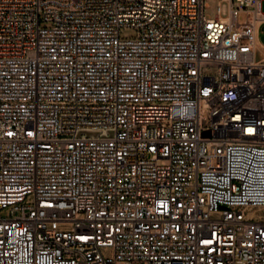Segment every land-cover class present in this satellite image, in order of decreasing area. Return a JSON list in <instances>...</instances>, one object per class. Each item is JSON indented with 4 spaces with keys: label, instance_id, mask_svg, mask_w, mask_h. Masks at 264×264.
Here are the masks:
<instances>
[{
    "label": "built area",
    "instance_id": "built-area-1",
    "mask_svg": "<svg viewBox=\"0 0 264 264\" xmlns=\"http://www.w3.org/2000/svg\"><path fill=\"white\" fill-rule=\"evenodd\" d=\"M263 2L0 0V264H264Z\"/></svg>",
    "mask_w": 264,
    "mask_h": 264
},
{
    "label": "rangeland",
    "instance_id": "rangeland-1",
    "mask_svg": "<svg viewBox=\"0 0 264 264\" xmlns=\"http://www.w3.org/2000/svg\"><path fill=\"white\" fill-rule=\"evenodd\" d=\"M220 0H207L208 6L206 8V12L212 16L216 15L218 2ZM264 5V2H263ZM228 13V4H222V15L226 16ZM47 24V23H46ZM121 36L122 38H135L137 36V28L132 26H124L121 29ZM261 41L264 43V35L260 37ZM256 212L260 215H264V208H259Z\"/></svg>",
    "mask_w": 264,
    "mask_h": 264
},
{
    "label": "bare ground",
    "instance_id": "bare-ground-1",
    "mask_svg": "<svg viewBox=\"0 0 264 264\" xmlns=\"http://www.w3.org/2000/svg\"><path fill=\"white\" fill-rule=\"evenodd\" d=\"M257 49L259 51V53L264 56V45H262L261 43H257Z\"/></svg>",
    "mask_w": 264,
    "mask_h": 264
}]
</instances>
